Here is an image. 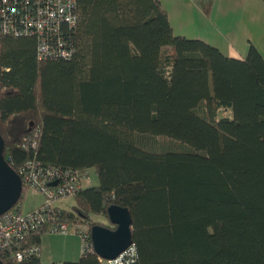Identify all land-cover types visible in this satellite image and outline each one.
Listing matches in <instances>:
<instances>
[{"label":"trees","instance_id":"obj_1","mask_svg":"<svg viewBox=\"0 0 264 264\" xmlns=\"http://www.w3.org/2000/svg\"><path fill=\"white\" fill-rule=\"evenodd\" d=\"M75 1L69 59L38 60L35 38L0 36L6 162L18 175L29 163L92 170L96 184L54 217L114 230L107 208L128 209L132 246L119 264H264L263 56L250 46L229 58L174 35L158 0ZM47 233L11 246L2 264H55L41 261ZM63 264L108 261L89 243Z\"/></svg>","mask_w":264,"mask_h":264},{"label":"built area","instance_id":"obj_2","mask_svg":"<svg viewBox=\"0 0 264 264\" xmlns=\"http://www.w3.org/2000/svg\"><path fill=\"white\" fill-rule=\"evenodd\" d=\"M77 23L75 0H0V36L35 38L38 60L71 58L74 46L65 35ZM87 172L61 171L37 163L20 169L19 176L27 189L40 193L45 200L33 211L12 208L0 216V255L43 229L59 236L76 235L82 249L91 243L88 226L56 221L53 210L55 202L73 197L82 189ZM29 252L34 254L37 249ZM122 257L108 264H119ZM16 259H22L20 252Z\"/></svg>","mask_w":264,"mask_h":264},{"label":"crops","instance_id":"obj_3","mask_svg":"<svg viewBox=\"0 0 264 264\" xmlns=\"http://www.w3.org/2000/svg\"><path fill=\"white\" fill-rule=\"evenodd\" d=\"M176 36L201 40L229 58H244L254 46L264 56V1L262 0H158ZM264 58V57H263ZM84 182V188L96 184ZM34 209V208H33ZM32 209V210H33ZM23 211V208H22ZM25 212V211H23ZM71 246L61 253L40 254L42 263L77 262L80 240L67 236ZM43 238L40 249L42 248ZM63 254V257H57Z\"/></svg>","mask_w":264,"mask_h":264},{"label":"water","instance_id":"obj_4","mask_svg":"<svg viewBox=\"0 0 264 264\" xmlns=\"http://www.w3.org/2000/svg\"><path fill=\"white\" fill-rule=\"evenodd\" d=\"M21 191L22 182L19 175L4 159V141L0 136V216L17 204ZM107 218L115 229L93 226L91 244L100 259L111 262L121 257L132 246V219L128 209L118 206L107 208Z\"/></svg>","mask_w":264,"mask_h":264},{"label":"rangeland","instance_id":"obj_5","mask_svg":"<svg viewBox=\"0 0 264 264\" xmlns=\"http://www.w3.org/2000/svg\"><path fill=\"white\" fill-rule=\"evenodd\" d=\"M219 117L220 118H229L230 113H229V111H226V110H220ZM144 140H145L144 142H146L148 147H150V148L153 147L156 150L166 149V148L172 146L170 142L166 141L163 138H157V139H155L156 141H154L153 139L150 140V138H147ZM93 176H94L93 171L89 170L87 172V175L85 177L84 182L89 181V182H91L89 184H92L93 180H94ZM44 200L45 199H44L43 195H41L40 193H35L32 190H29L25 195V201L23 203V211L30 212V211L37 209L38 207H40L44 203ZM54 205L58 208L70 211V210H72V207L75 205V200L72 197L63 198V199L55 202ZM92 220L93 221H106V218H104L102 216L98 217V216L94 215V216H92ZM102 227H104V226H102ZM73 236L78 238L76 235H73ZM66 237L67 236H59L57 234H52V233L45 234L43 236V243H42V248H41L40 254H42V250H43V254L61 253L60 250L67 249V247L71 246L69 244H65V242L68 241L67 239H64ZM90 238H91V229H90ZM78 240H79V238H78ZM57 257H63V254H58Z\"/></svg>","mask_w":264,"mask_h":264}]
</instances>
